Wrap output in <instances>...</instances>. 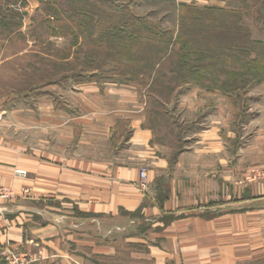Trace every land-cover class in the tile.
<instances>
[{"label": "crops", "instance_id": "obj_1", "mask_svg": "<svg viewBox=\"0 0 264 264\" xmlns=\"http://www.w3.org/2000/svg\"><path fill=\"white\" fill-rule=\"evenodd\" d=\"M34 91L5 103L11 111L0 100V188L13 194L0 201V264H97L118 244L144 247L138 264L264 259V186L242 174V151L264 159L261 107L243 149V107L232 112L225 94L194 98L167 145L128 86L48 81ZM144 223L159 230L128 237Z\"/></svg>", "mask_w": 264, "mask_h": 264}, {"label": "rangeland", "instance_id": "obj_2", "mask_svg": "<svg viewBox=\"0 0 264 264\" xmlns=\"http://www.w3.org/2000/svg\"><path fill=\"white\" fill-rule=\"evenodd\" d=\"M183 4L231 12L234 16L229 17V24L236 23L254 42V46L246 49L226 52H233L231 55L236 57V61L225 58V66L218 68L223 71L219 80L226 92L215 89L213 78L208 76L199 79L187 75L185 78L176 67L174 54L178 48L171 56L149 54L146 60L138 49H135L137 54L134 51L126 54L125 51H129L126 46L109 32L106 16L117 13L132 18L130 24L135 19V24L143 22L175 36L179 28V8ZM258 42L264 45V0H0V100H3L4 110L11 111L5 103L12 97V101L22 104L23 97L33 90L37 92L48 81H66L67 85L105 82L128 86L145 105V113L158 137L171 145L177 128L181 134L190 122L187 111L191 103L193 106L194 98L225 94L231 98L228 105L232 112L238 113L239 106L243 107L237 126L241 127L242 137L235 145L244 149L254 138L255 126L249 125L255 106L264 111V59L257 65L251 63L257 56H264V47L255 44ZM214 73L209 75L213 77ZM238 97L242 102L235 100ZM254 99L263 101L254 102ZM257 123H261L264 134V117ZM227 144L231 145L229 139ZM242 152L243 181L264 186L262 154L254 153L251 158L250 153ZM251 159L256 164L246 167ZM0 191L9 195L0 201L12 199L13 194L8 189L0 188ZM145 225L140 231H130L128 237L149 238L148 235L159 230L147 229ZM118 251L114 259L98 257L95 261L97 264H138L133 253L146 249L135 244H118ZM254 264H264V259Z\"/></svg>", "mask_w": 264, "mask_h": 264}, {"label": "trees", "instance_id": "obj_3", "mask_svg": "<svg viewBox=\"0 0 264 264\" xmlns=\"http://www.w3.org/2000/svg\"><path fill=\"white\" fill-rule=\"evenodd\" d=\"M231 16L234 15L224 9L215 7L198 9L183 4L179 8V28L175 36L168 32L162 33L156 27L143 22L135 24V19L133 24H130L132 18H124L123 14L113 13L106 17L110 25L109 32L129 50L125 51L126 54L132 51L136 53L135 49H138L143 57L160 53H163V56L165 54L171 56L178 48L174 54L176 67L181 74H185V78L187 75L191 78L197 76L199 79L208 76L213 78L215 89L226 92L224 84L219 80L223 71L218 68L225 66V58L236 61V57L231 55L233 52L230 54L226 52L254 46L249 35L242 32L236 23L229 24ZM129 27L132 29L129 30ZM255 44L264 47L261 42ZM145 59L149 60L148 57ZM262 59L264 56L259 55L251 63L257 65ZM209 73L215 75L211 77Z\"/></svg>", "mask_w": 264, "mask_h": 264}, {"label": "built area", "instance_id": "obj_4", "mask_svg": "<svg viewBox=\"0 0 264 264\" xmlns=\"http://www.w3.org/2000/svg\"><path fill=\"white\" fill-rule=\"evenodd\" d=\"M16 173L18 175L24 176L25 172L24 171H16ZM139 177H140V182L141 184L144 186L145 185V178H146V174L144 170H141L139 173ZM9 197V195L7 194L6 191H0V200L3 199H7Z\"/></svg>", "mask_w": 264, "mask_h": 264}]
</instances>
